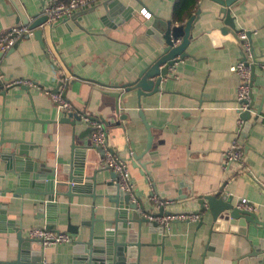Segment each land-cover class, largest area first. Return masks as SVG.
Wrapping results in <instances>:
<instances>
[{
	"label": "crops",
	"instance_id": "0c3cea01",
	"mask_svg": "<svg viewBox=\"0 0 264 264\" xmlns=\"http://www.w3.org/2000/svg\"><path fill=\"white\" fill-rule=\"evenodd\" d=\"M51 1L20 0L32 19L36 14L42 16ZM107 1L82 17H74L76 12L58 22L52 32L43 35L44 45L31 35L0 52V217L2 211L7 213L0 220V264H14L19 258L20 227L26 238L30 229H48L49 218L40 204L45 198L32 193V182L46 166L65 170L57 160L67 162L72 154L74 176L83 174L87 180L97 173V185L75 181L73 189L81 195L58 199L60 209L53 214L56 227L51 231L68 234L72 242L42 252L29 251L21 264H86L90 257L75 255V243L89 242L92 231L97 239L106 232H119L113 242L125 243L132 236L134 244H141L138 256L131 249L124 255L127 264L137 260L138 264L264 261V0H239L231 7L237 30L252 34L257 61L251 118L241 129L238 90L242 80L231 71L243 58L241 44L230 33H223L225 16L212 0L198 2L193 15L198 10L201 13L186 50L188 56L175 64L159 92L142 97L141 108L134 92L125 101L126 110L117 115L115 100L104 95L97 83L122 87L137 80L164 51L163 24L177 28L179 44L193 15L177 21L176 0H118L124 11ZM142 10L151 18H144ZM19 25L11 0H0V34ZM65 78L69 83L64 96L76 112L103 122L108 146L124 158L147 214H159L163 208L165 214L197 213L199 221L175 220L169 228L159 223L139 225L129 223V212L125 228H118L116 205L108 198L111 193L106 186L112 172L100 166L102 152L92 143V131L86 124H72V116L68 117L71 122L64 119L51 97L37 89L53 92ZM14 80L27 81L21 86L28 89L9 85ZM239 131L242 159L227 164L225 154ZM11 154L16 155L8 160ZM18 160L33 164L28 173L36 176L25 178L23 194L15 192L19 189L15 172L26 167ZM60 180L59 191L65 193L68 175ZM210 195L223 196L237 208L242 198L248 199L258 208L255 214L261 223L248 222L244 215L234 217L231 211L216 220L207 203L204 210L199 204L200 196ZM107 261L94 260L96 264H119L117 256Z\"/></svg>",
	"mask_w": 264,
	"mask_h": 264
},
{
	"label": "water",
	"instance_id": "95a60500",
	"mask_svg": "<svg viewBox=\"0 0 264 264\" xmlns=\"http://www.w3.org/2000/svg\"><path fill=\"white\" fill-rule=\"evenodd\" d=\"M219 4L221 6V13L225 16V28H223V33L226 32L230 33L234 39L238 40L239 43L241 42L238 37L237 33L238 30L236 28L235 19L231 15V7L239 0H212ZM14 7L17 10L18 13V23H21L24 26H28L31 30H33V35L35 38L40 40L42 44L44 45L42 39L43 35L46 32H52L53 28H47L44 25L47 22V16L45 15H34L33 19L30 17V15L27 13L26 8L24 5L20 2V0H11ZM120 6L119 11H124L125 6L121 4L118 0H108L107 4L110 6L115 5ZM44 4V3H42ZM106 4V5H107ZM105 5V6H106ZM93 11L94 7L88 10H82L74 15V17H82L83 15L87 14L89 11ZM201 11L198 10L191 18L186 22L184 26V35L182 37L181 43L177 44V41L180 38H177V28L172 27V25L165 23L164 26V32L162 36L163 45L165 46L164 51L162 54L152 63L148 68H146L137 80H135L132 83L126 84L122 87H116V86H108L99 84V87H102V90H100L104 95L109 96L115 100V111L116 114L119 115L121 111L126 110L125 101L133 95L135 92L138 97V107L141 108V99L142 97H148L151 96L160 90L161 83L164 79H167L171 69L177 64L181 59L188 56L186 50L193 41V35L192 31L194 29V24L196 20L198 19V16L200 15ZM72 18V17H71ZM69 19V18H68ZM67 20V19H66ZM250 40L252 38V34L249 32ZM16 47V46H15ZM253 76H252V86L254 87V82L256 79V67L253 66ZM17 80H14V82L10 83L9 85H13V87H22L25 89H28L26 86H21L22 84H16ZM98 89V88H97ZM57 90L53 92H57ZM6 92H4L2 95H5ZM254 104V98L251 103V106ZM253 107V106H252ZM73 117L74 121L72 124H76V122H79L80 124H84L81 116L78 113L74 114H67L64 119L68 121H72L71 118ZM140 116L143 118V112L140 111ZM123 117L128 118L129 115L124 114ZM241 117L248 121L251 118L250 112H245L241 115ZM88 131H92V127L89 126ZM151 139V137H150ZM75 149L76 146H73ZM16 154H11V156H6L9 160L12 157H15ZM17 163L19 165H26V167L22 168L23 170H18L15 172V174L19 178V189L15 191L17 194H23L24 190H21L23 186L26 184L25 178L27 176L31 175L28 173V171H31L30 162L27 161V163L24 160H18ZM57 165L64 166L65 170L59 171L56 166H46L44 169V172L40 171L39 177L35 178L36 176L32 175L30 177L35 178L32 182L33 188H35L33 194L42 196L45 198L40 204L44 206L46 217L49 218L48 221V229H54L56 227V223L53 220V214H55V210L60 209V204L58 203V199L60 196L67 197L69 199L80 196V191L75 192V189H73V183L75 181H85L86 178L84 176H74L73 174V165H74V154H72L71 159L67 162H63L62 160H57ZM107 170H110L109 168H106ZM103 170V169H102ZM105 170V168H104ZM111 171V170H110ZM111 180L106 184L107 189L110 191V193L113 195L108 196L109 199L116 205V221L115 223L118 224V228L122 230L125 228L123 226V223L129 221L128 214L129 212H132V218L129 223L135 222L139 225L143 223L150 224L152 226H157L158 223L151 221L148 218L142 219L141 214L147 213L146 210L143 208V204L141 202L134 203L131 200V196L129 194H126L124 191L121 190L120 185L118 184V176L111 171ZM68 175V191L67 192H60L59 188L63 186V182H61V178L63 175ZM34 176V177H33ZM96 177L97 173L93 178H87L86 181L92 182L96 184ZM115 187V188H114ZM116 190V192H114ZM95 194H92V197L95 198ZM58 203V204H57ZM208 204L212 210V213L214 215V218L217 220V218L220 216L221 213L225 211H231L232 215L234 217L244 215L246 220L248 222L254 223V224H260V220L258 219L257 215L255 213L246 212L242 209H239L235 207L227 198L225 197H219V195H210V196H200L199 197V204L202 206L203 210L205 208V204ZM141 211V214L140 212ZM3 214L0 217V220H5L7 213L6 211H2ZM143 212V213H142ZM187 213V212H186ZM165 214L164 209L162 208L159 214H156L158 216H162ZM169 214V213H167ZM174 214V213H173ZM20 230L17 231V239L20 247L19 252V258L16 262H13L14 264H21L22 262H25L26 254L29 253V251L36 252H42L44 251V247L42 246L41 242L35 239L26 238L23 235L22 228H19ZM17 230V228H16ZM118 230V229H117ZM119 233V232H117ZM116 232H106L105 235L97 239V237L94 236L93 231L91 232V238L89 242L85 244H80L79 242H76L75 245L77 248H75L74 253L75 255L84 253L85 255H88L90 259L86 262V264H96L94 260L97 261H104L108 260L107 262L110 263L109 259L112 256H117V259H119V264H127V262L124 260V255L127 253L129 249L133 250L132 253L135 255L137 251L138 256V250L141 247V244L137 242V244L133 243L131 241L132 236H130V239H128L127 242H113V237L117 235ZM135 235H133L134 237ZM107 241V243H105ZM106 244V245H105ZM131 253V254H132ZM41 255V254H40ZM44 257V256H43ZM86 257V256H85ZM77 256L75 257V259ZM87 259V258H85ZM33 262L36 263L37 259L34 258ZM1 263V262H0ZM132 263V262H131ZM32 264V263H31ZM99 264V263H97ZM103 264V263H100ZM136 264H138V260L136 261ZM256 264H264V261H261Z\"/></svg>",
	"mask_w": 264,
	"mask_h": 264
},
{
	"label": "built area",
	"instance_id": "2783aa9c",
	"mask_svg": "<svg viewBox=\"0 0 264 264\" xmlns=\"http://www.w3.org/2000/svg\"><path fill=\"white\" fill-rule=\"evenodd\" d=\"M106 1V0H52L49 5L43 8L42 15L47 16V22L44 25L47 28H53L58 22L68 19L76 12L92 8L95 5ZM142 15L146 19L151 18V14L146 10L141 11ZM50 32V31H49ZM33 35V30L28 26L19 25L11 28L10 30L0 34V52H6L11 47H13L19 40L25 36ZM238 39L241 41V49L243 58L235 66L231 68L232 72H235L242 80V84L238 90V101L240 102L239 107V124L240 129L244 124V119L241 115L245 112H252L251 103L253 101V86H252V76H253V66L257 65V61L253 54L252 42L249 37V32L238 31ZM2 78L0 71V79ZM69 83V78L62 79L61 85L58 91L50 92L42 90L37 87L38 90L43 91L45 94L49 95L55 104L58 112L63 115L78 113L84 124L92 127L91 140L95 147L101 150L102 157L100 159V166L109 168L118 176V184L122 191L131 196V200L134 203H139L140 200L135 192V187L132 182V175L129 168L120 154L112 151L107 143V133L105 126L101 120L93 118L87 114H81L76 112L71 102L67 100L64 96L65 90ZM16 84H28L27 81H16ZM241 137L242 133L239 131L238 138L232 143L230 149L225 154V161L227 164L233 162H240L242 159L243 151L241 148ZM161 202L160 205H163ZM239 208L246 211L255 213L257 207L252 204L248 199L242 198L239 201ZM145 218L153 220L162 226L169 228L170 223L175 220L179 221H192L197 222L200 219V215L197 213H180V214H164L162 216L150 215L143 213ZM30 239H35L41 242L44 248L62 245L65 243L72 242L71 237L62 232H53L48 229L33 228L28 232ZM43 264H49L44 261Z\"/></svg>",
	"mask_w": 264,
	"mask_h": 264
},
{
	"label": "trees",
	"instance_id": "16d2710c",
	"mask_svg": "<svg viewBox=\"0 0 264 264\" xmlns=\"http://www.w3.org/2000/svg\"><path fill=\"white\" fill-rule=\"evenodd\" d=\"M200 0H176L174 17L177 21H184L185 18L193 15Z\"/></svg>",
	"mask_w": 264,
	"mask_h": 264
}]
</instances>
